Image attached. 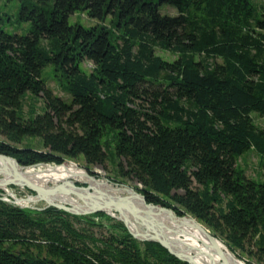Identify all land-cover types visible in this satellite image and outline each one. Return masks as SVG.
<instances>
[{
    "label": "trees",
    "instance_id": "trees-1",
    "mask_svg": "<svg viewBox=\"0 0 264 264\" xmlns=\"http://www.w3.org/2000/svg\"><path fill=\"white\" fill-rule=\"evenodd\" d=\"M77 11L100 21L110 15L113 28L70 24ZM253 11L249 0L22 4L18 15L30 30L11 34L0 26V153L21 166L82 157L87 170L104 168L102 137L111 132L120 179L109 182L135 180L148 203L191 215L236 257L261 262L264 172L254 180L237 165L253 149L264 169V129L252 118L264 115V16ZM156 48L176 58L164 60ZM84 60L91 73L80 68ZM47 65L70 100L45 85ZM27 93L43 100L32 118L18 112ZM23 136L39 137L43 148L17 146ZM98 217L115 220L103 211L72 215L0 200V264H188L156 241L133 238L119 220L101 237L74 225L103 227Z\"/></svg>",
    "mask_w": 264,
    "mask_h": 264
},
{
    "label": "rangeland",
    "instance_id": "rangeland-1",
    "mask_svg": "<svg viewBox=\"0 0 264 264\" xmlns=\"http://www.w3.org/2000/svg\"><path fill=\"white\" fill-rule=\"evenodd\" d=\"M27 2L32 3V4H38V0H28V1L27 0H24V1L23 0H0V26L7 33H11V34L15 33L19 35H24L30 30L31 22L28 20L20 19L18 15L21 5ZM249 2L253 6V9H254L253 18L263 17L264 16V0H249ZM159 7H160L161 13H168L170 15L176 14V10L170 6L159 5ZM112 20L113 18L110 15L106 16L102 21L97 20V19H92L87 15L85 11H77L69 16L70 24L79 23L86 27L93 26L95 24H103L107 27L113 28ZM155 54L167 61H172L176 58L175 54L161 50L159 48L155 49ZM80 68L85 73H91L94 66L90 61L84 60L80 64ZM41 78L43 79L45 85L49 87L55 95L65 99L66 101L70 100V96L63 90V86L60 84V80H61L60 76L53 71V68L51 65H47L46 67L42 69ZM137 102L139 101L137 100ZM140 102L146 107L147 104L145 101H140ZM43 110H44V105H43L42 98L35 96V95H31L30 93H27L25 95V99L22 101V107L18 112H19V115L23 118H29V117L32 118L34 117L35 114L42 113ZM252 118L256 125L264 129V115H259L254 112L252 113ZM111 135L112 133L108 132L102 137V141L105 142V146L107 145L106 146L107 161H106V165L104 168L101 166H90V169L87 170L86 168H84L85 163L82 157H78L75 160H66L61 164L73 163L79 169L87 172L88 174H91L90 171L94 172L96 174L95 177L98 179V181L100 180V181L107 182L111 187L114 188L115 184H113L114 183L113 181L109 182L110 180L109 178L111 179L113 177L117 179H120V178L117 177L115 174L116 156H115V152L113 148V142L111 141V137H112ZM0 140L6 141V139L2 135H0ZM108 143H110L111 145L108 146ZM16 145L22 148H33V149L43 148L41 139L35 136H23L21 141L17 143ZM61 164H47V165L55 166V165H61ZM262 164H263V158L261 157L259 153H257L253 149L247 150L242 155H240L237 159L238 168L243 172V174L246 177L252 178L254 180L263 179L264 169L262 167ZM38 166H44V164L38 165ZM26 167H30V166H26ZM0 178H1V175H0ZM84 181H87V180H72V182L74 183L73 184L74 186H85L86 183H84ZM117 184L119 186L122 185L120 183H117ZM123 185L124 186L122 187L126 186V187H132V188L133 186H140V184L137 183L135 180L124 181ZM192 186L194 188H200V186L197 185L195 182H193ZM8 189L10 190L12 194H14L16 198H19V199L21 198L20 200H24L25 199L24 197L26 196V194H29V195L31 194V192L28 191L24 186L19 187L15 185H8ZM120 189L123 190V188H120ZM118 192L119 191H116L114 193H118ZM0 193H6V192L3 190V188H0ZM119 193L124 194L125 192H119ZM33 196L34 195L31 194V197ZM7 198L13 200L12 197H7ZM38 201L39 200L35 201V203L33 202L30 203L31 202L30 201L29 204L27 205L32 206V207H42L43 203L40 201L38 202ZM13 205L19 206L20 204L15 202V204ZM27 205H22V206L26 207ZM27 208H30V207H27ZM106 214L111 216L108 213ZM115 215L117 216V213H115ZM113 218L115 220H118L115 217ZM115 220H107L104 217L95 218V221L100 222L103 225V227H99V226L90 227L86 224V222H84V220H75L74 225L77 228L84 227L88 229L89 231H91L95 236L101 237V236H106L109 233V231L112 230L111 225L115 223ZM140 226H141L140 227L141 229L145 230L144 226L142 225ZM139 241H142V240H139ZM144 241H149V240H144ZM220 242L223 243L221 240ZM245 246L246 248H250L253 251L256 249L252 245L251 241L246 243ZM243 258L247 259L246 256H244ZM248 259L252 262V264H264V256L262 257L261 262H257L254 258H248Z\"/></svg>",
    "mask_w": 264,
    "mask_h": 264
},
{
    "label": "water",
    "instance_id": "water-1",
    "mask_svg": "<svg viewBox=\"0 0 264 264\" xmlns=\"http://www.w3.org/2000/svg\"><path fill=\"white\" fill-rule=\"evenodd\" d=\"M0 162L4 168L5 162L10 164H18V161L13 157L0 153ZM38 165V164H36ZM21 166V165H20ZM85 177L89 178L93 181H98V179L92 175L88 174L87 172L83 171ZM86 183L85 186H75L76 189L80 190H87L86 192H79V191H67L65 188L60 186H51V187H43L40 185H36L29 180L21 177L20 175L11 174L9 178H0V184L2 185H22L28 191L31 192L34 196L38 198L40 202L43 203L42 207H32L26 206L30 208H37L43 209L46 207H54L56 209H60L66 211L72 215H90L99 211L106 212V209L113 210L117 213V216L111 214L112 217L117 218L118 220L122 221L125 227L127 228L128 232L131 234L132 237L137 238L139 240H149V241H156L161 246H163L167 251L175 256L176 258L187 262L188 264H198L191 255L174 251L169 246V239L165 236L164 227L161 222L157 219L156 215L164 213L169 219L178 220V221H185V219L190 220V225L194 226L197 230L201 232V234L205 237L207 241V245L212 249L214 255L217 257V262H213L211 264H247L245 261L241 260L240 258H236L235 261H230L225 253V251L221 248L220 240L217 236H215L206 226H204L201 222L196 220V218L192 217L191 215H177L171 208L159 205V204H152L148 203L145 197L136 191L132 187H122V185L115 184L114 188H123L125 189L126 193L124 195H117L107 191H100L94 190L88 181H84ZM6 193H0V200L6 201L8 203L15 204L16 198L14 194H10L7 191ZM55 193L60 194H72L75 198H77L80 204H74L70 201L65 200H55L51 197V195ZM30 194V195H31ZM28 194L24 198H28ZM12 197L13 200L7 198ZM141 198L142 205L139 206L132 201V198ZM21 199V198H20ZM38 201V202H39ZM24 207L22 205H19ZM126 212L132 218V220L139 225L144 226L145 230L142 236L146 234V232H151L152 234L148 238H138L127 226V215L123 214ZM108 213V212H107Z\"/></svg>",
    "mask_w": 264,
    "mask_h": 264
},
{
    "label": "bare ground",
    "instance_id": "bare-ground-1",
    "mask_svg": "<svg viewBox=\"0 0 264 264\" xmlns=\"http://www.w3.org/2000/svg\"><path fill=\"white\" fill-rule=\"evenodd\" d=\"M42 165V164H38ZM38 165H32L30 167L26 166H20L18 164H10L5 162L4 168L1 165L0 162V175L2 178L6 179L9 178L11 174L20 175L21 177L29 180L30 182L40 185L43 187H51V186H60L65 188L67 191H79V189H76V187L73 185L74 183L72 180H87L90 184V186L96 191H107L111 192L113 194L117 195H124L120 194L119 192H125V189L120 188H113L111 187L107 182L104 181H93L89 178L85 177L84 172L79 169L75 164L69 163V164H61V165H55L50 166L47 164H44V166H38ZM52 184V185H50ZM19 187H23L22 185H18ZM0 188H3L4 191H7L8 193L12 194L10 190L8 189V185H2L0 184ZM87 190H80L79 192H86ZM116 191H119L118 193H114ZM29 195V194H28ZM52 198L55 200H65L70 201L74 204H80L81 202L75 198L72 194L66 193V194H60L55 193L51 195ZM38 198L36 196L31 197V195L28 196V198L24 200L17 199L16 203H19L20 205H27L30 203H35ZM132 201L141 206L142 200L141 198H132ZM37 209V208H34ZM113 214L114 216L116 212L113 210L106 209V213ZM123 214L127 215V226L128 228L138 237V238H148L152 233L146 232L144 236H142L144 233V230L141 229L140 225L136 222H134L129 214L126 212H123ZM159 222L162 223L164 227V233L165 236L169 239V246L177 252H182L188 255H191L193 259L198 264H211L213 262H217V257L214 255L212 249L207 245V241L205 237L201 234L199 230H197L194 226L190 225V220L185 219V221H178V220H172L169 219L164 213L156 215ZM144 241V240H142ZM201 243V244H199ZM221 243V242H220ZM221 248L225 251L228 259L230 261H237L236 256L229 251L226 246L221 243Z\"/></svg>",
    "mask_w": 264,
    "mask_h": 264
}]
</instances>
